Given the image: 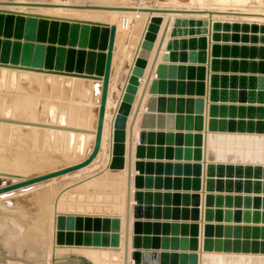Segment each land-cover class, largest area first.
Segmentation results:
<instances>
[{
    "label": "rangeland",
    "instance_id": "obj_1",
    "mask_svg": "<svg viewBox=\"0 0 264 264\" xmlns=\"http://www.w3.org/2000/svg\"><path fill=\"white\" fill-rule=\"evenodd\" d=\"M50 1L75 3V1L77 0ZM87 1L89 3L93 2V0H80L78 1V3L82 4L86 3ZM114 1V3L113 1H110L108 3H124L126 5L132 4L134 6L142 5L145 7L148 6L152 9L156 8L159 10H173L174 8L181 10L182 8L183 11L184 9L186 11H189L188 13H191L190 11L193 10H198L199 6L202 7L203 11L205 12L198 14L211 15V19L215 16L214 20L209 21L208 18L200 17L194 19L195 24H190L188 26V17L176 16L173 20H182V18L185 21L187 20V31L186 33H181L180 35L176 34L175 36H171L169 34V36H171L169 37V39L179 40L181 38L189 39L194 37L198 38L200 41L204 40L205 42H202V46H199L196 50H190L188 51V53L191 56L193 54L195 55V53L198 54L199 52L204 51L206 62H202V60H198L197 58L191 62L181 63L175 61L172 63L175 65L183 64L184 66H194V70L196 72L198 68L203 67L204 72L207 71V74H209V72L211 71V74H213L212 76L216 74L224 77V79H219L216 82L219 94L218 97L212 101L210 100L208 95V80H206V76L204 79H200L199 77H197L196 73V75L188 77L187 67L185 70V74L182 75V77L177 76L173 80L175 81V83L176 81L180 82L179 86H181L182 84L184 88L189 86V84H187L188 82H191L190 84H193V88H195V90L198 82H204V94H197V91H186L181 94H171L169 92L170 86H168V77L164 78L168 87H165L166 89L163 93L154 92L155 94H148L149 96L147 102L153 103V106L155 108L153 110L146 109L145 111V113L150 114L147 118V125L145 126V128L147 127V129L141 128V122L144 113L142 114L140 119L141 121H139L138 124L139 129L137 130V138L140 139V130L142 129L146 130L149 134H152V136H147L148 143L152 142L156 138L159 139L155 140L153 144H150L152 145L151 147L147 146L146 144H139V147L142 146L145 149V153H143L142 155L146 156L137 157L139 158V160L143 161L145 167L149 164V162H153L154 164L170 162L173 164H183L182 168H180L182 169L183 173H191L193 171L198 170L200 174L196 177L193 176V174H188L189 176H187L185 180H188L189 182L187 184L189 189H174L173 187H171L170 182L174 177H176V175H166L165 173H160L158 174V176H160L165 181L170 180V182L168 183L169 186L166 185L165 187L164 185H162L158 188L140 189V191L142 192H150L152 195L151 197H153L155 193L160 194L159 198L157 199L158 201H152V204L153 206L159 209L160 214L170 217L169 219H151V221L149 222H158L160 224V229L158 228L159 230L156 233H154V230L152 229L151 233L141 234V236L145 238V241L146 238H149L150 240H157L159 246L158 249H149L151 250V252H155L156 254L158 253V255L160 256V258H157V262L153 263V261L148 260V262L144 264H179V262H185L186 264H209L210 261L208 260H206L205 263V254H211L212 256H220V264H251V262L248 263L249 261H251V256H257L254 258L263 259L264 251H262L261 248L263 247L262 244L264 243V132H257L255 129L257 127V121H264V118H258L257 115L253 112V109L257 110V107L264 106V103L251 101V97L249 98V96L250 94L257 95L258 91L260 90L264 91V88H262V86H260L258 82V77L264 76V71L258 69L260 64L259 62L261 60L264 61V57L260 56L261 51L264 50V20L249 21L242 19V15L233 13H236V11L240 13V11L254 10L264 13V0H239L240 2H236L235 0H228L225 2H220L219 0H122L124 2H122L121 0H119L120 2L118 0ZM178 3H180L179 6ZM22 5L24 4H21V6ZM190 7L193 10H190ZM226 8H229V10ZM35 9L36 8H31L29 10L35 11ZM207 10L208 13L206 12ZM209 11H213V13H209ZM228 11L231 13L229 14ZM166 14L168 13L166 12ZM1 19L0 56L3 57L4 54H7L10 57L15 49L14 44H16L17 42V38L14 35L13 28L14 26H16L17 28V22L15 23L14 19H7L8 23H10L7 27L4 18L2 20ZM190 19H192V17ZM22 21L23 20H21V23ZM133 22L137 23L136 19H134ZM211 22L212 24L216 22L215 27L210 26ZM172 23V27L174 28L175 21H172ZM143 28L145 27L142 26L139 30H137L138 32L136 31V35L132 36L133 38H127L126 42L124 39V43L129 46H127L128 49L125 53L124 63L122 67L117 70L114 78L115 82H113L111 92L112 104L109 107V124L114 120L115 116L118 117V115L121 114L124 116L122 110L126 106V96L129 95L127 88L132 85L131 80L134 77L133 75L136 74L138 75V77L136 78L138 79L139 84L137 87V91L134 95V100L132 101V104L130 106V115L128 114L125 118L126 122L129 121L128 117H130L133 112V104H135L140 92V80L143 78L140 73L135 72V69L137 70V68L139 67L137 66L136 62L133 66L132 73L128 79V82H124L127 81V71L129 68H131L132 59L130 54H134L137 48L139 47V40L141 39ZM147 30L148 32H150V29L147 28ZM214 31L218 34L216 40H213L210 37V35ZM68 35L69 29L67 30V33L63 35L64 37L62 39V48H73L74 58L78 57L80 54L88 56V54L92 50L89 49L90 45L88 44L82 46L78 41L76 43L71 44V46L67 42L69 38ZM145 38L143 39L142 45L147 42V39L145 40ZM56 39L57 41L54 43L47 42L46 49L47 47H51L54 45L53 48L56 50V48L59 46L58 40L60 41L59 38ZM37 41L41 42L39 40ZM142 45L140 49L141 51L144 49ZM214 47H217L218 51L220 52L214 54ZM166 52V54L171 57V53H173L172 49L168 50L167 48ZM139 56L140 55H138L137 59L140 58ZM215 60L217 64H219V66L215 70H213V68L215 67L213 62ZM162 63L167 64L168 61L166 62L163 60ZM167 65H169V63ZM146 68L147 65L145 69ZM207 68L209 71L207 70ZM145 69L142 70L145 72ZM156 79V82L158 83V77H156ZM158 90L159 88L156 90L151 89V91ZM121 91H124V96L120 94ZM213 94L214 92L212 86V95ZM212 95L210 97H212ZM209 104L215 105V108L216 106L217 108L208 116L207 108ZM211 122H213V127L211 126L212 128L210 127V129L209 123ZM123 130L125 131V129ZM18 132L19 134H23L27 133V130H18ZM179 134L183 136L182 139L175 138ZM13 138L15 137L13 136ZM259 140H262V146L259 145ZM110 144V133L108 132L105 140L103 155L97 162L91 164L93 166L90 165L89 169L81 172L80 174H77V176L73 175L60 177L57 180H54L48 184L38 187L34 191L22 194L20 195V197L17 196L14 199H11L10 203L8 202V205H6L7 208L11 207L13 209L14 207L13 210L11 208L9 210L6 209V205H4L5 209L4 207H0V215H4L2 217L7 220H4L2 222L5 223V225H1L7 227L8 224L11 225L13 220L18 216L19 218L21 217L20 219H22V217L24 216L23 221L21 220V222L22 224L24 223L23 232H25V234L27 235L28 231L31 230H34L36 233L38 231L36 228H38L40 225L42 226L47 221L49 224V219H46L45 216L48 211L44 213V209L54 208L56 198L58 197L57 193L59 191V193H61V191H63L65 188L77 182L82 185L81 181L92 175L98 174L102 172L105 168H107L106 166L108 165L106 164V162L107 160H109L108 158L110 155ZM14 147L18 149L21 147V145L19 143H14ZM153 148L162 150V155H147L153 152ZM165 152L169 154L166 155ZM65 164L60 165L64 166ZM236 166H241V171L245 168V166L252 167L253 170L256 167L261 168V170H258L260 172L257 173L259 176L261 174V176L259 177L257 174H255L254 177L251 176L250 178L245 177V175L240 176V173L238 175L237 172L240 169H238V167ZM109 169L112 170V164H109ZM174 170H176V168ZM175 172L176 171H174V173ZM140 173L141 172H139V174ZM244 173H246V171H244ZM33 175L34 173L32 175L30 174L29 177H34ZM153 175L156 176L157 174L153 173ZM142 176L145 175L142 174ZM183 177V174H180L177 177L178 181L174 182L176 186L177 184L179 185V181L183 180ZM199 180L200 188L192 189V183H194L195 186L198 184V186L196 187H199ZM235 182L239 183V188L235 189ZM156 183L158 184L157 181L155 182V184ZM254 184L257 186L259 191L250 190V187ZM74 188L71 189L72 191H69L71 193L74 192ZM52 190H54L55 193ZM70 192L68 193L70 194ZM94 198L99 199L101 201L99 202L100 204L107 200L105 196L99 197L98 194L97 197H93L92 199ZM77 199H81V195L79 198L77 196ZM16 201L19 203L17 204ZM84 201H87V198H85ZM21 203L22 205L25 204L24 207L19 206V204L21 205ZM49 205H52V208ZM20 207H22L23 209H20ZM16 209L18 212L24 210L22 211L23 216H21L22 214L20 212L17 216ZM101 209H99L97 212L95 211V213L99 212V214H97L96 216H101L104 213L109 212H105V206L102 207L101 205ZM176 211H178L180 219L174 220L171 217L173 212ZM49 213L50 212H48L47 214ZM100 213L103 214L100 215ZM151 213H153L152 208ZM9 220L11 221V223H9ZM137 220H142V222L145 221L143 219ZM165 223L168 224L167 229H164L162 226ZM172 223H174V226L176 225V223H178V227L176 229L177 231H175L176 233L172 230ZM144 224H142L141 226L139 225L140 231L145 230ZM10 225L8 227H11ZM153 225L154 224H152V227H154ZM4 227L1 228L5 230H1L0 228L1 231H4L0 232V263H6L10 260H18L23 261L26 264H30L31 259L28 257L27 244L23 243V245L20 246L15 244L13 240L7 241L6 237L9 235V233L7 234V232L10 228L8 229V227ZM81 227H85L86 231H84ZM63 228L64 229H62V233L64 234V242L62 243L64 245L75 244L74 242H78L79 245H82V243L86 245L84 242L86 240L85 235L87 238H91L92 232H94V230H90L92 228L91 226H83L80 221L73 219H68L65 222ZM111 229H107V231L109 230L108 236L106 235L108 243H112L114 237L118 236V234H116L118 233L116 232L117 230L112 229V231H110ZM79 231H81V233L83 231L84 233L81 234ZM99 231L101 234L105 232L104 229L102 230V228ZM79 233L81 236L79 235ZM112 233L115 234V236H113ZM136 233L138 232L136 231ZM82 235L84 236L82 237ZM69 237L70 239H68ZM184 240H186V243ZM6 241L9 244H7ZM206 241L208 248L206 247ZM12 242L14 243L13 245ZM255 242L256 246H258L259 249L257 251L253 249ZM185 245L189 246L186 250L180 249V247H184ZM190 246H192L193 249H191ZM23 247L27 249V253L25 256L20 254L22 253ZM210 247L211 250H204V248L209 249ZM135 250L137 249H134V251ZM139 250L142 251V248H140ZM14 252H17L19 255H9V253L11 254ZM65 255H67V257L65 258H55L54 263L60 262L61 264H89V262H87L86 260L87 258L82 255ZM212 264L216 263L212 262Z\"/></svg>",
    "mask_w": 264,
    "mask_h": 264
},
{
    "label": "bare ground",
    "instance_id": "obj_2",
    "mask_svg": "<svg viewBox=\"0 0 264 264\" xmlns=\"http://www.w3.org/2000/svg\"><path fill=\"white\" fill-rule=\"evenodd\" d=\"M13 1L0 0V10L22 13V15H18L17 13L11 14L0 12V19L4 18L7 27L9 25L7 19H14L15 23L17 22V28L13 25L14 35L17 38V42L16 44H14L15 49L10 57L7 54H4L3 57L0 56V187L5 186L6 184H12L30 178L31 176L29 177V175H32L33 173V176H38L58 170L65 166L75 164L84 160L89 155L95 138L97 108L99 107L100 102V89L97 90L96 84H101V80H94L87 77H77L73 76L72 73L80 71L84 74H102L101 66L103 65V55L106 53L105 48L108 40L109 27L86 23L84 24L75 20L100 22L108 25H114L116 27V32L112 52V65L108 85L102 137L100 149L96 157L89 165L81 169L0 193V207L3 208L4 205H8V202L10 203L11 199H14L17 196L20 197V195L22 194L34 191L38 187L57 180L60 177L73 175L77 176V174H80L81 172L89 169L90 165L97 162L103 155L105 140L109 132L111 144L110 155L108 158L109 160H107L106 162V164L108 165L106 166L107 168H105L102 172L92 175L81 181L82 185L77 182L65 188L63 191H61V193H59V191L57 193L58 197L56 198V201L54 200V208L51 207L52 205H49L52 209L43 208L45 211L44 213H46L47 211L50 212L49 214H47V212L45 215L46 219H49V224L47 221L42 226L40 225L41 227L39 226L38 228H36L38 230L36 233L34 230L28 231L27 235L25 234V232H23L24 223L22 224L21 220L23 221L24 216L22 211L24 210H21V212L19 211L22 214L21 216H23L22 219H20L21 217L19 218V212L16 209V215L18 217L16 216L17 218L15 219L13 217L14 220H12L14 223L12 222L11 225L8 224V226L10 225L11 227L7 226L8 229H10L8 232H6L11 236L8 235L6 239L7 241L13 240L15 244L20 246H22L23 243L27 244L28 257L31 259L30 264H61L60 262L54 263V259L65 258L67 257V255L65 254L82 255L87 258L86 260L87 262H89V264H123L124 220L126 208L127 140L128 126L133 112L131 116L128 117V123L126 122V119L122 114L118 115L119 113L116 114L118 115V117L115 116L116 120L114 117V120L110 124L108 120L109 107L112 104L111 92L113 82H115L114 78L117 70L121 68L124 63L125 53L128 49L127 46H129L124 43V39L126 42V39L136 35V31L139 30L142 26L145 27L142 30L143 33L141 34V39L139 40L140 45L138 44L139 47L137 48L136 52L132 54L130 51V53L132 54H130L132 63L131 68H129L127 71L128 78L127 81L124 82L126 83L131 76L132 69L138 58V55H140L139 57L142 58L144 54L147 53L145 49H143L142 51L140 50L143 39L146 36L145 33H149L147 28L150 29L149 31H151V29H157L156 38L154 40L155 43L152 46V50L148 53V59H150L149 62H147V68H144L145 72L139 67L137 68V70L135 69V72L140 73L143 77H141L142 79L140 80V95L159 36L166 21L170 19V24L168 33L166 34V39L157 61V65L159 66L163 64L167 67V64H164L162 62L164 59L168 58L166 50L169 37H171L169 36V34L171 33L173 28L172 21H176L173 19L176 16L188 17L189 19H185L189 20V26L190 24H195L194 19L203 17L208 18L209 21H211L214 20L215 16L211 19V15H199L198 13L205 12L200 6L198 8L202 10H193L191 9V6L190 10L195 11L191 13L173 12V14H171L167 12L168 14H160L151 11L152 8L148 6H134L132 4L126 5L124 3L113 4L115 2L114 0H97L98 2L96 0L94 2L93 0V2L89 3L87 1L88 3L86 2L82 4L78 3V1L80 0L75 1V3L58 1L51 2L50 0ZM110 1H113V3H108ZM219 1L225 2L228 0ZM235 1L237 2L239 0ZM21 4L24 5L21 6ZM179 4L180 3H178V6ZM31 8L36 9L35 11H30L29 9ZM226 9L229 10V8ZM173 10L179 9L174 8ZM180 11H183L182 8ZM206 12L208 13V10ZM210 12L213 13V11H209V13ZM28 13L40 14L48 17L40 18L28 16ZM230 13L231 12H229V14ZM233 14H240L242 15V19L249 21L264 20V13L255 10L240 11V13L236 11V13ZM191 17L192 19H190ZM134 19H136L137 23L133 22ZM21 20H23L22 23ZM182 20L184 19L182 18ZM215 23L216 22L212 24L211 22L210 26L215 27ZM68 29L69 38L67 42L70 45L78 41L82 46L89 44V49L92 50L88 54V56L80 54L78 57L74 58V50L73 48H69L64 49L65 54L62 58H60L58 56L59 54L55 55L56 50L53 48L54 45H50L51 47H47L46 49L47 42L50 43V40L53 39L54 41L56 38H59L60 41H62L64 37L63 35L67 33ZM210 37L213 40H216L218 34L214 31L212 32ZM36 39L41 42H38ZM201 42L205 41L203 40ZM157 70L158 69L156 68L154 74L157 72ZM211 73L212 72L210 71L209 74H205L207 78L206 80H208L209 98L212 95V86L214 79L212 76L213 74ZM154 74L152 75V79L145 93L139 114L133 128L134 139L130 197L128 264H136V261L132 257L135 249L133 245L135 244L134 231H139V227L144 224L142 220L139 221L137 220L139 218H135L132 216L133 206L134 204H138V202L136 201L137 198L134 194L135 190L137 189L136 184H142L143 186L145 184V182L143 181V176L140 175L141 173L139 174V172L142 171V168H145V166L143 161L139 160V158L137 157L142 156V154L145 153V149L142 146L139 147L138 145L139 143L137 138V130L139 129L138 124L139 121H141L140 119L143 113L144 116L142 117L141 128H145V126L147 125V118L150 114L145 113L146 109L153 110L155 108L153 106V103L147 102L149 91H151V89L156 90L160 88V82H156L157 74L155 76ZM120 94L124 96V91H121ZM126 97L129 98V95ZM137 100L135 104H133L134 108L136 106ZM212 106L213 105L210 104L208 105V116L212 112ZM125 107L123 108L122 112H124ZM123 129H125V131ZM18 130H27V133L19 134ZM13 136L15 138H13ZM147 136H152V134H149L147 132ZM261 141L262 140H259L260 146H262ZM14 143H19L21 147L16 149L14 147ZM60 164L65 165L62 166ZM109 164H112V170L109 169ZM196 186H198V184ZM72 187H75L76 189L74 188V192L71 193L69 190L73 189ZM68 192H70V194ZM97 194L99 197L105 196L107 200L100 204L99 202L101 201L99 199H92L93 197H97ZM80 195L81 199L78 200L77 196L79 198ZM85 198H87V201H84ZM16 203L18 204L19 202L16 201ZM7 205L6 209L9 210L11 207L7 208ZM24 205H22V203L21 205L19 204V206L23 207ZM101 205L102 207H106L105 212H111H107L104 214L100 213V215H103L96 216L97 214H99V212L95 213V211L97 212L99 209H101ZM20 209L23 208L20 207ZM2 216L0 215V225H5V223H2L5 220ZM68 219L80 221L83 226H91V231L96 230V228H102L103 230V220L105 223L106 221H108V223L110 222V226L108 225L109 229H111L112 227L114 228L115 226L117 227V240L114 239L112 243H108L105 239L102 242L103 245L100 246L87 245L86 243V245H84L83 243L82 245H79L78 242H74L75 244L64 245L62 243L64 242V234L62 233V229H64L63 226ZM114 219L116 220V223L115 221L113 222ZM9 223H11V221ZM2 225L0 226V228L4 227ZM2 228L1 230H5ZM82 229L86 231L85 227ZM1 230L0 232H4ZM104 231L103 234H107L108 236L109 230ZM110 231H112V229ZM79 232L81 233V231ZM82 233L84 232L82 231ZM83 236L84 235H82V237ZM113 236H115V234H113ZM85 238H87L86 235ZM68 239H70V237ZM13 242L12 245L14 244ZM7 244L9 243L7 242ZM262 245L263 247L261 248V250L264 251V243ZM253 249L256 251L259 250L258 246H256V242ZM206 250H211V247ZM254 257L257 256H251V261H249L248 263L251 262V264H264V258L258 259ZM206 260L210 261L209 264H212V262H215L216 264L221 263V258L217 255L212 256L211 254H205V263ZM0 264L26 263L18 260H10L6 263Z\"/></svg>",
    "mask_w": 264,
    "mask_h": 264
},
{
    "label": "water",
    "instance_id": "obj_3",
    "mask_svg": "<svg viewBox=\"0 0 264 264\" xmlns=\"http://www.w3.org/2000/svg\"><path fill=\"white\" fill-rule=\"evenodd\" d=\"M151 11L153 12H159V13H175V12H179V13H188L189 11H180V10H159V9H151ZM0 12L2 13H11V14H15L17 13L18 15H22V13L20 12H13V11H7V10H0ZM190 12H195V11H190ZM28 16H34V17H40V18H44V17H48V16H43V15H40V14H27ZM77 22H81V23H86V24H94V25H99V26H104V27H109V32H108V40H107V44H106V53L103 55V65L101 66L102 68V71H101V75H92V74H84L80 71H77V72H74L72 73L73 76H77V77H87V78H91V79H94V80H101V84L98 83L96 84L97 85V90L100 89V102H99V107L97 108V123H96V130H95V138H94V142H93V146H92V149H91V152L89 153V155L82 161L80 162H77L75 164H72V165H69V166H65L63 168H60L58 170H55V171H52V172H48V173H45V174H41V175H38V176H34V177H30V178H27L25 180H22L20 182H16V183H12V184H6L5 186H2L0 187V193L4 192V191H8V190H11V189H14V188H19V187H22L24 185H29V184H33V183H36V182H40V181H43L45 179H48V178H51V177H57V176H60L62 174H65V173H69V172H72V171H75V170H78V169H81L87 165H89L92 160L96 157L99 149H100V143H101V137H102V129H103V123H104V117H105V109H106V101H107V93H108V85H109V79H110V72H111V65H112V52H113V47H114V38H115V32H116V27L114 25H108V24H104V23H100V22H90V21H81V20H75ZM160 21V20H158ZM159 23V22H158ZM10 24V23H9ZM169 24H170V19H168L162 29V32L159 36V39H158V42H157V45H156V48H155V51H154V54L152 56V59H151V62H150V66H149V69H148V72L146 74V77H145V80H144V83H143V86H142V90H141V93L138 97V100H137V103H136V106L134 108V111H133V114H132V117H131V120H130V123H129V126H128V140H127V176H126V208H125V220H124V249H123V264H128V243H129V221H130V197H131V182H132V156H133V139H134V136H133V128H134V125H135V122H136V119H137V116L139 114V111H140V108H141V105H142V102H143V99H144V96H145V93L148 89V86H149V83L152 79V75L154 74L155 72V69L157 68V72L154 74V76L157 74V77H158V81L160 82V88L158 91H150L149 94H155L157 92L159 93H163L165 91V87H167V83H166V80H164V78H169V82H168V86H170V89H169V92L171 94L173 93H177V94H181V93H184L186 91L188 92H192V91H197V94H204V90H205V84L204 82H198L197 83V86H196V90L195 88H193V84H190L191 82H188L187 84H189L188 87L184 88L181 84L180 85V82L175 81L173 80L175 77L179 76V77H182V75L185 74V70H186V67H187V70H188V77H192L193 75H196L197 73V77H199L200 79H204L205 78V72H204V69L203 67L201 68H198L197 69V72L194 70V66H184L183 64H179V65H175L173 64L172 62H181V63H184V62H191V61H194L195 59L198 58V60H202L206 62L205 60V52L202 51V52H199L198 54L195 53V55H191L188 53V51L190 50H196L199 46H202L203 43L198 39V38H189V39H179V40H175V39H169L168 40V45H167V48L168 50H171L173 51V53H171V57L168 56L167 59H164V61H168L169 65H167V67L163 64L161 65H157V61H158V58L160 56V52H161V49L163 47V44H164V41L166 39V34L168 33V28H169ZM182 26V27H181ZM186 21L185 20H176L175 23H174V28L172 29L170 35L171 36H175L176 34H181V33H186ZM156 34H157V29H151V31L149 33L146 34V39H147V42L144 43L142 45V47L146 50V54H144V56L142 58H139L137 59L136 61V64L137 66H139L142 69H144L147 65V62H148V53L152 50V46H153V43H154V40L156 38ZM57 39H55L53 41L50 40L49 42L50 43H54L56 42ZM200 41V43H199ZM58 43H59V46L56 48V51H55V55L56 54H59L58 56L60 58H62L64 56V49L62 48V41H59L58 40ZM218 47V46H217ZM217 47H215V51H214V54L216 53H219L220 51H218ZM203 48V47H202ZM225 48V47H224ZM189 49V50H188ZM176 50V51H175ZM202 53V55H201ZM261 57H264V50L261 51ZM58 57V58H59ZM167 63V64H168ZM259 67L258 69H260L261 71H264V61L261 60L259 62ZM157 65V66H156ZM214 65L215 67L213 68V70H215L219 64H217L216 60L214 61ZM60 71V70H59ZM134 77L132 78L131 80V84L130 87H128V92H129V98H127L126 100V107H125V110L123 112L124 114V117L126 118V116L129 114L130 112V106L132 104V101L134 100V95L137 91V87H138V84H139V81L136 77H138V75L134 74L133 75ZM213 92L214 94L212 95V97H210V100H214L215 98L218 97V90H217V81L219 79H224L223 76H219V75H216L214 74L213 76ZM253 78V77H252ZM258 82L260 84V86H262V88H264V76H259L258 77ZM157 80V79H156ZM253 84V82H252ZM186 89V90H185ZM155 92V93H154ZM251 97V101H255V102H259V103H264V91L263 90H260L258 91L257 95H254V94H250L249 98ZM152 99V98H151ZM217 108V106H216ZM215 108V105L212 106V112H214V110H216ZM253 112L257 115L258 118H264V106H258L257 107V110H254L253 109ZM212 123H210V126H212ZM213 127V126H212ZM211 127V128H212ZM210 128V129H211ZM143 129H147L146 128H143ZM209 129V130H210ZM257 132H264V121L262 120H259L257 121V127L255 129ZM176 139L177 138H180L182 139L183 136L181 134H179L177 137H175ZM174 138V139H175ZM159 138H156L155 140H157ZM155 140H153L152 142L148 143V138H147V131L146 130H140V139H138V143L140 145H144L146 144L147 146L151 147L152 145L150 144H153L155 142ZM188 140V139H187ZM190 141V140H189ZM138 144V145H139ZM163 151L160 150V149H154L153 148V152L151 154H147V155H154V156H157V155H162ZM165 154H169L167 152H165ZM146 155H142L140 157H145ZM151 163V164H150ZM183 164H177V163H170V162H166V163H158V164H154L153 162H149V164L145 167V168H142V171L141 172V175L144 174L145 176L143 181L145 182L144 186L142 184H136V190H135V197L137 198L136 201L138 202V204H134L133 206V212H132V216L135 217V218H139V219H143L145 220V230L144 231H137L138 233H136V231H134L135 234V244L134 245V248L137 249L136 251L133 252L132 254V257L134 258V260L136 261V264H139V263H147L148 260H151L153 261V263H156L157 262V258L160 256L158 255V253L156 254L155 252H151V250H149L150 248L153 249H158V242L157 240H150L149 238H146V241H145V238H143L141 236V234H148V233H151V230L153 229L154 230V233L158 232V230L160 229V224L158 222H155L152 223V222H149L152 220H159V219H169L170 217L168 216H165V215H162L159 213V209L155 206H153L152 204V201H158L157 199L159 198V195L158 193H155L153 197H151V193L150 192H142L140 191L141 188H145V189H149V188H158L159 186H162L164 185L166 187L169 186L168 183L170 182V180L168 181H165L163 180L160 176H158V174L160 173H165L166 175H169V174H175L176 177H174L172 180H173V183H172V180H171V187H173L174 189H189L188 188V180L186 181V177L189 176L188 174H193V176H198L200 174V172L198 170L196 171H193L191 173H188V172H184L182 171V168ZM238 167V169L241 168V166H236ZM176 168V170H174ZM258 170H261V168H253L252 167H249V166H245L244 169H241L238 170V175L240 173V176H244L245 177H248L250 178L251 176L254 177L255 174H257ZM174 171H176L174 173ZM244 171H246V173H244ZM154 174H157L156 176L153 175ZM180 174H183L184 177H183V180L182 181H179V185L177 184V186L175 185L174 182H177L178 179L177 177L180 175ZM258 175V174H257ZM238 177V176H236ZM159 179V181H158ZM157 181L158 184L155 182ZM255 182V181H254ZM199 183V187H196L194 185V183H192L193 186L192 189H199L200 188V180L198 181ZM235 189L236 188H239V183L238 182H235ZM246 187V186H244ZM250 190H254V191H259V189L257 188V186L254 184L253 186L250 187ZM145 203H148L147 205H145ZM151 208L153 209V213H151ZM172 219L174 220H177V219H180V215L178 214V211L176 212H173L172 214ZM115 221L116 223V220L114 219L113 222ZM154 224L152 227V224ZM107 224V225H105ZM110 222L108 223V221H106V223L104 222L103 220V229L104 230H107L109 229V225ZM164 229H167L168 228V224H163L162 225ZM172 230L175 232L177 231V227H178V223H176V225L174 226V223H172ZM175 227V228H174ZM159 228V229H158ZM99 229L101 228H96V230H94V232L92 233L91 235V238H86L87 240L84 241L87 245H92V246H100V245H103V241L106 239V235L103 234V239H102V234L100 233ZM112 229H115L117 230V227L115 226L114 228L112 227ZM118 231V230H117ZM176 233V232H175ZM117 237L118 236H115L114 239L117 240ZM115 240V241H116ZM144 240V241H142ZM106 241H108L106 239ZM185 243H186V240H184ZM116 243V242H115ZM180 247V246H179ZM189 246L188 245H185L184 247H180V249L182 250H186ZM191 249L192 246H190ZM142 248V251H140L139 249ZM207 248H204V250H206ZM156 251V250H154ZM163 261V260H162ZM166 261V260H165ZM179 264H186L185 262H179Z\"/></svg>",
    "mask_w": 264,
    "mask_h": 264
},
{
    "label": "crops",
    "instance_id": "obj_4",
    "mask_svg": "<svg viewBox=\"0 0 264 264\" xmlns=\"http://www.w3.org/2000/svg\"><path fill=\"white\" fill-rule=\"evenodd\" d=\"M207 113H208V109H207ZM27 253V249L25 247L22 248V253H20L21 255L25 256ZM9 255H14V256H17L19 255L17 252H14V253H9Z\"/></svg>",
    "mask_w": 264,
    "mask_h": 264
}]
</instances>
